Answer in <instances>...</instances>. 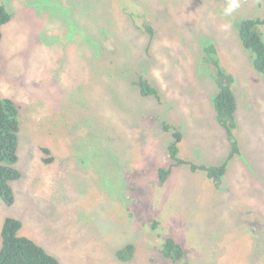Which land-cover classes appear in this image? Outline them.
<instances>
[{
	"label": "rangeland",
	"instance_id": "374dc122",
	"mask_svg": "<svg viewBox=\"0 0 264 264\" xmlns=\"http://www.w3.org/2000/svg\"><path fill=\"white\" fill-rule=\"evenodd\" d=\"M77 1V15H70L78 28L71 34L58 2L72 3L0 0L14 14L1 46L21 53L20 65L24 50H36L28 66L16 65L0 82V95L23 107L22 176L12 183L15 205L0 199V226L7 217H23L20 235L61 264H110L115 244L128 242L139 245L136 264H174L155 250L166 237L185 247L178 264H264V75L237 30L264 18V0H240L230 17L223 15L228 0ZM161 11L158 37L132 22ZM214 63L235 78L236 133L247 151L243 160L234 157L237 172H227L232 183L225 177L215 186L205 172L182 165L161 185L158 170L172 164L174 128L183 134L181 156L195 165L226 158L228 139L215 122L220 73ZM140 77L160 96L139 94ZM74 92L87 115L79 124L69 120L73 106L59 104ZM97 233L109 241L98 243Z\"/></svg>",
	"mask_w": 264,
	"mask_h": 264
},
{
	"label": "trees",
	"instance_id": "16d2710c",
	"mask_svg": "<svg viewBox=\"0 0 264 264\" xmlns=\"http://www.w3.org/2000/svg\"><path fill=\"white\" fill-rule=\"evenodd\" d=\"M64 1L69 2L67 0ZM70 1L71 2L69 3H72V5L67 6L63 2H58V5L61 14L64 15V18L70 23V33L76 34L78 26L75 22H72L75 17L70 14L77 15L74 5L79 6L80 3L77 0ZM81 1L84 3V0ZM64 13L68 15H65ZM13 15L14 14L7 10L5 5L0 4V81L7 78V76L13 71L18 63L17 56L21 54L16 50L9 52L1 46L4 44V32L2 33L3 27L11 22ZM162 15L163 11L157 15L149 16L148 18L149 23L146 28V33L152 38L158 37L156 30L162 25ZM68 16H70V19ZM263 28L264 18L246 20L241 22L238 26L242 42L241 44L245 49L252 53L257 69L264 75V38L261 33ZM97 51L101 52L104 50L99 47ZM210 51L212 52L214 49L211 47ZM22 54L26 57V53L23 52ZM88 66H93L90 60H88ZM214 67L215 70H218L220 73L217 77L219 89H217V92L213 97L215 122L218 123L223 134L228 139L229 151L227 152L226 158L224 159V156L221 162L216 166L195 165L190 160L181 156L180 142L182 140L181 138H183V134L178 129L174 128V130H172V137L175 142L171 143L170 148H168V159L172 161V164L169 167H161L158 170L161 185L168 182L173 169L182 165H190L194 171L200 170L205 172L207 179H209L213 185L221 187L225 177L232 183L231 176H227V172H237V166H232V164H234V157L237 156L239 160H243L242 154L246 152L247 149L241 150L237 139L236 131L238 129V123L235 119L237 96L231 87V84L235 82V78L230 74L227 76L218 63H214ZM136 86L140 89L139 94L144 97L160 96L157 89L152 87L143 77H140V79L137 80ZM86 91L88 92V86ZM75 93L76 92L61 97L59 104L64 106L69 105L70 107L73 106L69 120H73L76 124H79L81 121L87 120V115L77 109L80 101ZM72 95H75V97ZM20 105L21 103L19 104L13 99L6 98L0 100V199L7 207H13L15 205L16 195L12 183L18 181L22 176V173L17 169V164L19 162L18 147L20 143L21 126L19 110L22 108V105ZM56 109L58 110V108ZM163 128L166 130L165 132L170 133L172 127L169 123L165 122ZM70 134L72 135L71 132ZM232 140L234 141L230 142ZM224 143L226 144V141H224ZM51 162L52 159L46 161L48 164ZM38 184H44L43 177ZM82 188L87 189L84 185ZM125 191L129 192V189L123 190V195ZM124 200L126 202L129 199L126 198ZM75 211L77 213H82L77 217L82 221H86L88 216L87 213H83L85 211L79 208ZM36 214H41L38 209L36 210ZM51 214L52 213L46 214V216H50ZM169 216L173 218L170 212ZM175 216L177 221H181L178 218L177 213H175ZM53 218H56V216ZM24 222L25 220L23 217L16 218L10 216L5 218L2 223L0 264H61V262L48 253L42 245L38 244L31 238L20 235L22 225H25ZM157 224L158 222H153L154 227H156ZM125 233H127V229H124V234ZM97 235L98 236L95 239L98 243L105 244L104 242L107 243L109 241L108 238L110 237L106 238L104 233H101L100 235L97 233ZM110 244L112 245L111 242ZM182 247L175 238L166 237L164 238L162 247H156L155 250L160 251L165 258L169 259L174 264H178L182 261L183 257L187 255L185 247ZM139 252V245L137 243L128 242L125 245L115 244L114 252L109 254L112 257L110 264H136L139 262L136 258ZM147 263L150 264L149 261H147Z\"/></svg>",
	"mask_w": 264,
	"mask_h": 264
},
{
	"label": "clouds",
	"instance_id": "9594fccd",
	"mask_svg": "<svg viewBox=\"0 0 264 264\" xmlns=\"http://www.w3.org/2000/svg\"><path fill=\"white\" fill-rule=\"evenodd\" d=\"M240 7H241L240 0H228V3H227V2L224 3L223 15H224L225 17H230V16H232L233 13H235ZM127 18L132 20L131 15H128ZM132 22H133V24L136 25V28H137L138 30H142L143 33H146V28H147L148 23H149V22H148V18H139V19L136 21L137 23L135 22V20L132 21ZM141 27H142V28H141ZM221 27H222L223 30H228V29L231 27V25H230V24H223V25H221ZM237 30H238V27H237ZM262 30H264V28H263ZM261 33H262V32H261ZM146 34H147V33H146ZM262 35H263V33H262ZM263 38H264V36H263ZM24 53H26L25 63H24V65L28 66L29 63H30V61H31V59L33 58V55L36 53V50H34V49H32V48H27L26 50H24ZM24 65H20L19 63H17V66H18V67H19V66L24 67ZM1 81H2V80H1ZM1 81H0V82H1ZM0 97H5V98H0V100H1V99H6V98H7V99H12V98H10L9 96H2V95H0ZM22 111H23V107L21 108V110H19V116L22 115ZM20 123H21V122H20ZM46 161H48V160H45V161H44L45 164H48V163H46ZM0 228L2 229V225L0 226Z\"/></svg>",
	"mask_w": 264,
	"mask_h": 264
},
{
	"label": "flooded vegetation",
	"instance_id": "af4514ba",
	"mask_svg": "<svg viewBox=\"0 0 264 264\" xmlns=\"http://www.w3.org/2000/svg\"><path fill=\"white\" fill-rule=\"evenodd\" d=\"M131 17H132V15H131ZM5 50H7V51H9V52H13L14 51V49H10L8 46H2Z\"/></svg>",
	"mask_w": 264,
	"mask_h": 264
}]
</instances>
